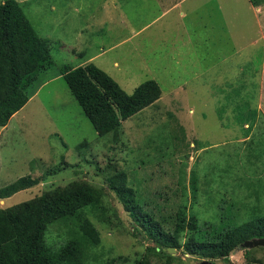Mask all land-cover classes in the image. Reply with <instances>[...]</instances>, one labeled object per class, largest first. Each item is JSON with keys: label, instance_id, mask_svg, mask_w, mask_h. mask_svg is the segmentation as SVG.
Masks as SVG:
<instances>
[{"label": "rangeland", "instance_id": "rangeland-1", "mask_svg": "<svg viewBox=\"0 0 264 264\" xmlns=\"http://www.w3.org/2000/svg\"><path fill=\"white\" fill-rule=\"evenodd\" d=\"M16 1L47 42L54 64L36 76L27 104L5 131L0 128V188L21 177L39 180L0 200V208L82 181L104 193L103 207L112 220L106 225L88 212L101 242L86 264H264V247H238L227 260L191 256L183 248L168 251L170 258L160 254L107 183L123 173L138 206L155 220L164 219L170 232L181 204L200 224L222 215L224 222L241 225L253 207L264 216V0H257L258 6L251 0H188L181 4L183 17L174 9L163 14L168 2L155 0ZM140 29L143 34L133 37ZM151 33H167L168 39L155 42ZM184 33L187 46L198 50L191 60L202 62L203 75L189 81L194 69L187 79L181 61L187 80L182 88L180 78L166 80L172 74L157 62V102L123 121L116 133L98 137L59 69L82 67L100 53L92 64L131 94L154 80L142 73L148 63L134 50L147 52L153 41L161 56ZM118 56L123 60L115 72L109 63ZM174 89L175 95L167 94ZM53 168L60 171L48 175ZM64 240L62 229L46 234L53 249Z\"/></svg>", "mask_w": 264, "mask_h": 264}, {"label": "trees", "instance_id": "trees-1", "mask_svg": "<svg viewBox=\"0 0 264 264\" xmlns=\"http://www.w3.org/2000/svg\"><path fill=\"white\" fill-rule=\"evenodd\" d=\"M258 6L257 0H251ZM47 42L41 38L16 0L0 3V128L21 110L30 99L36 76L53 66ZM72 97L81 108L98 137L116 133L121 123L161 96L159 85L147 80L131 94L103 70L90 63L84 67L64 65L59 69ZM60 171L53 168L48 175ZM39 183L30 176L21 177L0 188V200L30 189ZM109 189L118 196L126 212L149 240L160 247L168 258L169 249H180L191 256L227 260L243 242L264 239V216L259 208H251L248 221L230 225L222 219L200 224L186 205L181 204L172 232L162 220L144 212L136 193L126 185L123 173L107 178ZM104 193L85 182H71L44 192L28 201L0 208V264H86L94 258L92 249L101 242L100 234L88 217L111 225L103 207ZM64 231L65 240L57 249L46 242L49 229Z\"/></svg>", "mask_w": 264, "mask_h": 264}, {"label": "crops", "instance_id": "crops-1", "mask_svg": "<svg viewBox=\"0 0 264 264\" xmlns=\"http://www.w3.org/2000/svg\"><path fill=\"white\" fill-rule=\"evenodd\" d=\"M155 1H158V2L160 1L159 4L161 3V1L162 2L163 1L168 2V5L164 6L166 9L163 8V10H164L163 14L167 15L170 11H172L174 9V10H179V14H181L182 15L181 17H183L184 14H183V11L181 10V4L185 3V1H188V0H174V1L173 0H155ZM160 11H161V9H160ZM142 30L143 29H140L139 31L135 32L133 34V37H137V36L140 37L143 34ZM148 35H150V40L153 39V41H155V42H158L160 40H164V42H165V39L166 40L168 39L167 33H164V34L162 33L163 37H159V35L153 37L152 33L148 34ZM187 37L188 36L185 35V33H184L182 35H179L177 38H175L176 40L173 39V41H175L173 46L171 48H169L168 50H165L161 56L159 55V53H157L155 50L152 49V47L156 46V43H154L153 41H151L152 47L149 46V48L147 49V52H142V49L141 50H138V49L134 50L133 53L135 55L144 54L142 61H144L145 63H148V64H145V68L143 69L142 73H144L146 77L148 76L149 78L154 79V81L159 82V78H161V77L159 75L155 74L156 71L159 69V67L157 66V62H158L160 64V67H162L165 70H168L167 72L165 71V73H167V75L169 77L172 74L173 78L170 80H168V78H167L166 80L168 82H171V84H172L171 80L180 78L182 80V82L179 86H181L182 88L187 87L186 86L187 80L182 77L184 72H185V66L181 63V61H184L186 66L188 67V70L186 69L187 79L189 78L188 72H193V69H194L195 76L190 78L189 81H192V80H194V78L203 75V73H201L199 71V69L201 70V68H202V62L198 61V58H196V57L194 60H191L192 53L197 55L198 50L196 49V46H194L193 49L190 48L191 45H190V47L187 46V43L185 42L187 40ZM189 42H190V40H189ZM101 53H103V52H101ZM157 55H159L158 58H157ZM145 56L148 58H146ZM98 57H100V53L96 54L95 57H89L82 67L92 63L91 61H93L94 58H98ZM118 57L119 58L116 60H110L111 63H109L110 69L115 71V72L119 71V68L121 66L119 62L121 60H123L122 57H120V56H118ZM168 64L170 65L171 70H169L170 68H169ZM115 82H117V81H115ZM174 87L177 88V86H175V85H174ZM194 92H196V91H194ZM182 93H184V90H182ZM167 94L168 95H175L176 94L175 89H174V91H169V93H167ZM6 126L1 128V129H3L2 132L5 131L4 129H6Z\"/></svg>", "mask_w": 264, "mask_h": 264}, {"label": "water", "instance_id": "water-1", "mask_svg": "<svg viewBox=\"0 0 264 264\" xmlns=\"http://www.w3.org/2000/svg\"><path fill=\"white\" fill-rule=\"evenodd\" d=\"M240 247L244 248V249H249V248H253V247H264V239L260 238V239L247 240V241L243 242ZM171 250H173V249H169V251H171ZM201 264H209V263L207 261H203Z\"/></svg>", "mask_w": 264, "mask_h": 264}]
</instances>
